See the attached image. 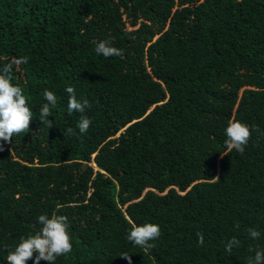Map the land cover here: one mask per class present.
Listing matches in <instances>:
<instances>
[{"label":"trees","instance_id":"trees-1","mask_svg":"<svg viewBox=\"0 0 264 264\" xmlns=\"http://www.w3.org/2000/svg\"><path fill=\"white\" fill-rule=\"evenodd\" d=\"M101 40L123 54L97 55ZM22 56L12 82L33 116L0 141V264L53 212L72 243L55 264H247L264 249V0H0V66ZM68 86L90 109L68 113ZM230 118L260 130L243 154H221ZM130 221L159 225L154 247L126 239Z\"/></svg>","mask_w":264,"mask_h":264},{"label":"clouds","instance_id":"clouds-1","mask_svg":"<svg viewBox=\"0 0 264 264\" xmlns=\"http://www.w3.org/2000/svg\"><path fill=\"white\" fill-rule=\"evenodd\" d=\"M94 51L97 55H103L105 58L123 54V50L112 46L110 40L99 41ZM27 63L28 57L22 56L0 66V141L11 143L14 135L29 131L33 112L28 105V98L24 94V90L12 82L11 76L14 66ZM65 91L68 94L67 110L69 114L73 112L84 113L85 109H90L91 105L88 99H77L73 87L68 86ZM43 98L46 103L40 107L39 119L43 124L48 123L50 128L49 117L52 115V109L57 105V98L55 93L47 88L43 91ZM91 123L90 118L82 115L77 122L79 133L86 134ZM253 131L258 132L260 130L256 126H249L240 120L230 118L225 128L224 145L226 150L221 154L228 155L233 150L243 154ZM72 132L73 129L69 128L63 135ZM3 150V145L0 144V151ZM216 178L219 179V177ZM58 210L59 206L57 207ZM38 223L41 225L39 230L26 237L21 236L14 249L8 250L7 264H26L28 260L33 258L34 253H38L35 256L34 264H39L41 260L55 264L57 257L66 256L72 252L67 216L57 214V212H53L51 216L41 214L38 216ZM129 223L130 228L127 230L126 239L145 251L154 247L150 241L158 239L162 234L158 224L144 222L137 225L132 221ZM248 235L257 239L261 233L255 228H249ZM197 237L198 245L203 246V233L197 232ZM239 244L240 241L236 237H232L225 244V251L231 254L233 247L239 246ZM124 257L128 258V256ZM247 264H264V249L255 250L254 257H250Z\"/></svg>","mask_w":264,"mask_h":264},{"label":"water","instance_id":"water-1","mask_svg":"<svg viewBox=\"0 0 264 264\" xmlns=\"http://www.w3.org/2000/svg\"><path fill=\"white\" fill-rule=\"evenodd\" d=\"M85 167V165H83Z\"/></svg>","mask_w":264,"mask_h":264}]
</instances>
